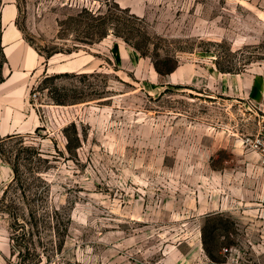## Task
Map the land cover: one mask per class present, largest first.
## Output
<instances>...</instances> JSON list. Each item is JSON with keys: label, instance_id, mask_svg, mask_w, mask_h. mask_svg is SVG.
<instances>
[{"label": "rangeland", "instance_id": "374dc122", "mask_svg": "<svg viewBox=\"0 0 264 264\" xmlns=\"http://www.w3.org/2000/svg\"><path fill=\"white\" fill-rule=\"evenodd\" d=\"M10 4L0 264H264V0Z\"/></svg>", "mask_w": 264, "mask_h": 264}, {"label": "crops", "instance_id": "0c3cea01", "mask_svg": "<svg viewBox=\"0 0 264 264\" xmlns=\"http://www.w3.org/2000/svg\"><path fill=\"white\" fill-rule=\"evenodd\" d=\"M15 16V7L10 4L3 9L2 22L8 24L1 33V46L3 49L6 62L19 59L21 56V47L19 44V31L12 25V19ZM27 55H24L25 61H30L32 55L36 52L28 47Z\"/></svg>", "mask_w": 264, "mask_h": 264}, {"label": "trees", "instance_id": "16d2710c", "mask_svg": "<svg viewBox=\"0 0 264 264\" xmlns=\"http://www.w3.org/2000/svg\"><path fill=\"white\" fill-rule=\"evenodd\" d=\"M103 23V22H102ZM102 23H99L97 25H93V24H86L87 28L88 29H91L90 32H88V34L85 35V39H88L89 42L88 43H92V42H95V41H99L101 40L103 37L106 36L107 34V28H104L103 30H95L94 29H97L98 27H100L102 25ZM92 29H93V32H92ZM119 35V34H118ZM124 37V36H122ZM124 39H126L124 37ZM0 40H1V36H0ZM86 41V40H85ZM1 43V41H0ZM2 47V46H1ZM3 51V49H2ZM64 52L66 53H71L73 52V49H66V50H63ZM59 52H62L61 50H54L52 51L50 54H48L45 58H49L51 55H53L54 53H59ZM5 57V56H4ZM6 62V58L4 60ZM155 69L156 71L159 73V74H164V73H170L174 68H169L167 69L166 71H162L158 66H155ZM4 80V78H0V83ZM52 101L55 103V104H65L66 102L60 97V96H54L52 97Z\"/></svg>", "mask_w": 264, "mask_h": 264}]
</instances>
